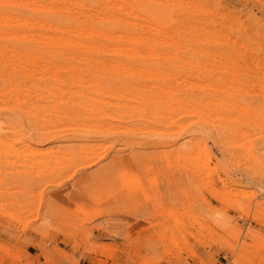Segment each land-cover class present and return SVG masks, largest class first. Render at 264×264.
<instances>
[{"label": "rangeland", "instance_id": "obj_1", "mask_svg": "<svg viewBox=\"0 0 264 264\" xmlns=\"http://www.w3.org/2000/svg\"><path fill=\"white\" fill-rule=\"evenodd\" d=\"M0 264H264V0H0Z\"/></svg>", "mask_w": 264, "mask_h": 264}]
</instances>
